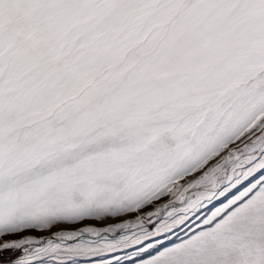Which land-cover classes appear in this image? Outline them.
<instances>
[{"label":"snow or ice","instance_id":"obj_1","mask_svg":"<svg viewBox=\"0 0 264 264\" xmlns=\"http://www.w3.org/2000/svg\"><path fill=\"white\" fill-rule=\"evenodd\" d=\"M127 248L264 264V0H0V264Z\"/></svg>","mask_w":264,"mask_h":264},{"label":"rangeland","instance_id":"obj_2","mask_svg":"<svg viewBox=\"0 0 264 264\" xmlns=\"http://www.w3.org/2000/svg\"><path fill=\"white\" fill-rule=\"evenodd\" d=\"M217 206H219V198L217 201H205L204 205L197 210V213L200 215L210 214V211L214 210V207ZM182 235L183 229L178 228L174 235L170 234L168 236V239L175 240L176 237ZM139 258L134 255V248H127L117 249L113 252H101L96 255L79 256L74 261H70L69 264H137Z\"/></svg>","mask_w":264,"mask_h":264}]
</instances>
